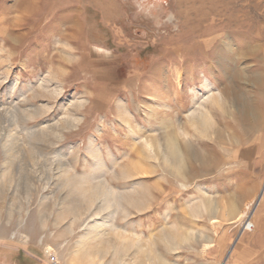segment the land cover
I'll return each instance as SVG.
<instances>
[{"label": "rangeland", "instance_id": "1", "mask_svg": "<svg viewBox=\"0 0 264 264\" xmlns=\"http://www.w3.org/2000/svg\"><path fill=\"white\" fill-rule=\"evenodd\" d=\"M22 1L0 264H264V0Z\"/></svg>", "mask_w": 264, "mask_h": 264}, {"label": "bare ground", "instance_id": "2", "mask_svg": "<svg viewBox=\"0 0 264 264\" xmlns=\"http://www.w3.org/2000/svg\"><path fill=\"white\" fill-rule=\"evenodd\" d=\"M25 1V2H24ZM19 6L22 10L29 11L32 8L31 0H23ZM7 148V147H6ZM263 194V193H262ZM262 196V195H261ZM260 197V196H259ZM260 202V201H259ZM91 227V226H90ZM89 229V228H88Z\"/></svg>", "mask_w": 264, "mask_h": 264}, {"label": "built area", "instance_id": "3", "mask_svg": "<svg viewBox=\"0 0 264 264\" xmlns=\"http://www.w3.org/2000/svg\"><path fill=\"white\" fill-rule=\"evenodd\" d=\"M49 264H58V262H57V260L55 259V258H51L50 260H49Z\"/></svg>", "mask_w": 264, "mask_h": 264}]
</instances>
